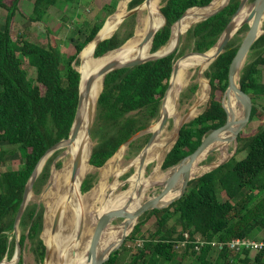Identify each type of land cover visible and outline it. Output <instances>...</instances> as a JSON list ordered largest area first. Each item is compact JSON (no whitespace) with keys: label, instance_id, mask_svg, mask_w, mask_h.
I'll return each mask as SVG.
<instances>
[{"label":"trees","instance_id":"trees-1","mask_svg":"<svg viewBox=\"0 0 264 264\" xmlns=\"http://www.w3.org/2000/svg\"><path fill=\"white\" fill-rule=\"evenodd\" d=\"M65 1L76 0H35L30 19L42 22L50 8L63 6ZM213 1L166 0L158 14L157 30L164 24L161 10L167 23L155 35L150 55L169 42L175 26L186 11L189 10V14L206 9ZM227 1L224 0V5ZM144 2L145 0H132L129 10L140 6L139 12ZM240 2L241 0H230L222 11L200 21L187 31V40L194 42V52L206 53L218 43ZM23 3L24 0H0V10L7 12L6 25L4 29L0 28V145L7 144L16 148L23 159L19 169L0 174V263L6 258L11 260L16 253L15 221L25 188L35 168L50 148L70 136L80 95L81 73L75 67L79 63L78 56L95 40L98 33L112 28L117 9L114 0H100L101 10L107 17L110 16L108 20L94 24L85 32L79 30L77 38L71 40L74 53L63 54L53 42L43 46L26 39H13L11 28ZM190 17L182 20L181 28ZM136 20L137 14L129 16L113 37L97 46L95 57L100 58L117 50L131 40ZM246 27L248 31L249 26ZM242 29L227 44L225 52L209 67L206 76L210 80L211 96L206 108L198 117L182 126L177 142L164 160L163 170L180 164L200 147L205 138L227 122L226 90L233 60L242 44H238L241 41L238 35L242 33ZM181 35L180 31L172 48L165 54L177 48ZM183 54L184 51L177 48L169 56L107 74L91 130V137L96 141L89 161L92 167H103L122 146L147 130L152 121L159 117L174 64ZM248 58L252 61L246 63L241 71L239 84L241 90L253 101L249 122L259 117L262 125L253 134L240 133L237 151L227 163L190 181L178 200L145 213L136 226V222L132 225L125 235L134 226L135 232L127 240L140 239L148 220L154 218L156 221L155 232L150 233L143 241V246L138 248L130 264H166L176 258L179 264H187L184 261L195 264H249L252 261L264 264V252L252 259L249 251L224 250L219 252L214 262L208 259L213 251L211 245H206L200 251L196 250L197 237L228 244L236 239L257 238L258 233L264 231V114L255 103L264 67V34L254 43ZM25 62L36 69L34 80L29 78ZM197 89V84L190 85L187 92L181 95L184 97L181 102L191 98ZM224 137L221 135L219 141ZM146 140L148 143L149 137ZM138 142L140 140L132 142L130 146H135ZM9 153L13 151L0 149L2 157ZM55 158L51 157L44 166L33 187L35 194H40L49 182ZM96 179V175L85 178L81 195L93 188ZM19 228L21 258L17 264H25L24 250L28 245L35 262L44 264L47 252V246L41 237L44 230V207L30 202ZM182 243H185L184 253L179 256L177 247ZM120 251L114 252L104 264H116Z\"/></svg>","mask_w":264,"mask_h":264},{"label":"bare ground","instance_id":"bare-ground-1","mask_svg":"<svg viewBox=\"0 0 264 264\" xmlns=\"http://www.w3.org/2000/svg\"><path fill=\"white\" fill-rule=\"evenodd\" d=\"M161 2L162 0H150L144 2L142 10L138 16L135 36L132 40L129 42L127 41V43L119 49L109 52L104 57L96 58L94 55L96 44L111 37L117 32L124 17V13H121L118 17L120 8H128V0H125L124 3L117 8L112 28L100 32L96 39L86 46V48H88V63L87 58L83 57L82 64L78 67V70L82 75V88H84L88 78L105 64L111 62L120 63L135 58L147 59L154 54L158 56L165 54L172 48L178 38L179 32L182 29L180 24L183 19L194 14H200V19L196 21L199 22L215 13L224 5V0H214L206 9L195 10L185 15L175 26L169 42L157 52L153 53L152 51V54L150 55L153 41H146V38L150 33L157 31L158 14L161 9ZM261 2L262 0H256L253 3L246 2L233 19L235 28L240 29L244 23L251 25L255 21L259 27L260 34L264 29V10L257 16L254 15V12ZM216 50L215 47L202 57H198L181 66L178 64V72L172 80L171 88L162 107V113L168 115L169 118L174 121L173 130L169 131L168 124L163 130H161L160 126L162 119L160 117L159 120L149 128L151 133L157 132V136L150 145L143 149L139 155L125 163L123 162L124 159L122 156L125 148L123 147L109 160L106 166L101 169V181L91 189L89 193L81 195L83 180L86 177V174L91 171L90 168H94L89 162L91 151L93 149L89 127L93 121L96 105L101 94L103 76L95 81L89 96L84 100L80 107L81 129L74 140L63 143L57 149L58 151H61L58 160L62 162V166L59 171L53 172L48 188L46 187V192L43 196L40 195L42 197V202L48 208L50 213L49 221L51 222L49 225V232H51L55 216L61 214V221L58 228L55 231H52L49 238L47 235L45 236L46 240L44 238L49 256V259L45 264H93L94 259L90 252L91 242L97 222L103 214L111 210H126L129 208L130 211L128 212H134L144 203V201L146 202L156 197L148 196V192L154 189L156 185H163L162 192L164 195L161 203H164L181 191V186L184 180L182 172L186 167V163L179 168L177 167L167 172L162 170L163 163L175 143L178 128L183 119L184 111L186 110V108H180V96L183 90L191 83L194 76H198L197 81L200 86L196 93L194 104L189 109V117L191 118L197 115V108L207 104L210 99L211 84L210 80L208 81L205 78V71L211 66ZM239 80L240 77L235 79L237 87L239 86ZM225 106L229 112V117L232 118L234 122L230 127V130L233 131L242 120L244 112L243 105L238 101L237 93L234 90H231L227 95ZM187 119L189 118H186L185 120ZM231 138L232 132H229V134H225L223 140L214 145L216 148L215 151L221 153L219 159L215 163L208 165L200 171L192 170L191 176H200L214 165L223 161L228 155L232 142H234ZM203 154L204 156H200L197 161L200 158L208 157L207 151ZM51 155H53V153ZM78 155L81 156L82 161L76 174H74V162ZM50 156L43 159L40 164V169L44 167L45 161ZM151 165H153V172L151 173L150 178H147L145 174L148 167ZM132 170H134V173L128 179L129 188L126 190H120L118 177L126 172H131ZM111 178H114V182L109 184ZM173 180H175V183L168 186L169 182ZM109 188H111L112 191L110 194ZM32 199H34L33 195ZM45 217L46 226L47 216ZM135 222L136 220L124 218L122 222L114 227H111L110 224L101 237L97 247L96 256L101 261L105 260L109 256L113 247L118 244Z\"/></svg>","mask_w":264,"mask_h":264},{"label":"rangeland","instance_id":"rangeland-1","mask_svg":"<svg viewBox=\"0 0 264 264\" xmlns=\"http://www.w3.org/2000/svg\"><path fill=\"white\" fill-rule=\"evenodd\" d=\"M101 1H105V0H101ZM124 1L125 0H114V3L115 4L117 3V8H118L124 3ZM165 1L166 0H162L161 8L164 6ZM254 1L255 0H248L247 2L253 3ZM99 2H100V0H76L74 2L65 1V4L63 6H55V7L50 8L49 12L47 13V15L45 16L43 21L39 22V21H32L30 19V16L33 14L35 0H24V3L22 5V10L20 9L18 14L16 15L14 22H13V25H12V28H11L12 37L14 40L26 39L28 41L35 43V44H40L43 46H48L49 43L53 42V44L55 46H57L63 54H73L75 49H74V46H73L71 40H72V38H77V35L79 34V30H82L83 32H85V30L91 28L94 24H99L104 19H106V21H107L108 18L110 17V16L107 17V14L103 13V11L101 10V3H99ZM141 10H142V7L139 10V12L137 13V20H136V26L134 29V36H135L136 29H137L138 16H139V13ZM128 12H129V3H128V9L124 8V7L120 8V12L118 14V17L121 13H124V17H125L128 14ZM124 17H123V19H124ZM123 19H122V21H123ZM199 19H200V14L192 15L186 21L185 25L181 29L182 39H181V42L178 46V49L180 51H184V54L182 56H180L179 58H181L183 56L184 57L182 59H180V61L178 62L179 66H181L185 63H188V62H190V61H192L198 57H202L205 54L209 53V51H208L204 54H200V55L196 54V52H194V42L187 40L186 30L191 28L192 26L196 25L197 23H199L200 21L196 22ZM6 20H7V12L5 10H0V28L1 29H4V27L6 25ZM248 25H249L248 23H244L242 25V27L240 28V29H242L244 27L242 29V33L238 35V38L241 39V41H239L238 44L243 42V39L245 38V36L248 32L247 27H246ZM263 31H264V29H263ZM132 38H131V40H132ZM81 39L83 40V36L81 37ZM129 41L130 40H128V42ZM87 53H88V48H86L84 50V52L81 54V56L78 57L79 63H78V65H76L77 68L82 64V58L83 57L87 58ZM251 61H252L251 59L247 58L246 63H249ZM87 63H88V58H87ZM25 69L27 70V72L29 74V78L34 80L36 78V69L34 67L30 66V64H28L27 62H25ZM208 71H209V68L205 71V78H206V80L209 81V79L206 76ZM197 78H198L197 75L194 76L191 83L183 90L181 95L186 93L188 88L192 84H197L198 89H199L200 84L198 83ZM198 89H197V91H198ZM102 90H103V85H102ZM102 90H101V92H102ZM197 91L195 92V94H193L191 96V98H186V100H184L183 102H181V100H183L182 98H184V97L180 96V108H186V110L184 111L183 119H182L180 125L184 121L190 122L194 118L198 117L205 110L207 104L197 108V115H195L191 118L189 117V112H190L189 109L194 104ZM226 98H227V94H226ZM255 103L257 104L260 112L264 114V67H262L260 92L255 96ZM225 104H226V99H225ZM163 105L161 106V111H162ZM96 107H97V105H96ZM161 111H160V113H161ZM95 112H96V110H95ZM159 118H160V115L157 119L152 121L151 126L153 124H155V122L157 120H159ZM186 118H189V119L185 120ZM173 124H174L173 119H169V122H168L169 131L173 130V128H174ZM261 125H262L261 119L259 117H255L254 119H252L248 123V125L242 131V134L243 135L253 134L259 129V127ZM149 128L147 130L139 133L137 135V137L132 141V142H134V141L136 142V141L140 140V142H138L137 145L130 146V144L132 143L131 142L129 145L125 144L124 146H122L119 149V151H120L123 147H125L123 150V154H122L123 159H124L123 160L124 163L129 161L130 159L136 157L137 155H139L143 151V149L147 145L146 138L149 137V139H150L151 132L149 131ZM224 136H225V134H223V137ZM65 143H67V142H65ZM92 143H93V147H94L96 144V141L92 139ZM236 145L237 144L235 142H232L226 158H228V156H230L233 153V151L236 148ZM0 149L3 151H8V152L13 151V153H9V154L5 155L4 157H2V155L0 154V174L5 172V171H9V170H17L22 166L23 159L21 158L19 152H17L16 148L10 147L7 144H1ZM60 153H61V151L57 150L56 153L54 152L53 155H51L45 161L44 166L46 165L47 161L51 157H53V156L56 157L55 158L56 159L55 167H53V164L51 166L50 179L53 176V172L59 171L61 166H62V162H60L58 160L60 157ZM220 155H221V153L219 151H214V152L210 153L208 155V157L200 158L193 165L192 170L200 171V170L206 168L208 165H212L213 163H215L219 159ZM203 156H204V154L201 155V157H203ZM185 163H187V162L186 161L183 163L181 162L179 165H177V166H175L169 170H172V169L177 168V167L179 168L181 165H183ZM105 166H103L102 168H90L91 171H89L88 174H86V177L88 175H96L97 176V179H96V182H95L93 188L101 181V175H100L101 169H103ZM152 167H153V165L148 167V170L145 174V176L147 178H150V175L153 172ZM169 170H163V171L167 172ZM210 171H211V168L203 174H206ZM133 173H134V170H132L131 172H126L123 175L118 177V183L120 185V190H126L129 187V182L127 181L128 182L127 184H125V182L127 179H129L132 176ZM203 174H201V175H203ZM195 177H199V176H195ZM50 179H49V181H50ZM113 182H114V178H111L109 180V184H112ZM48 183L43 188V190L40 194H35L33 192L34 199H32V201H31L32 203L37 204L38 206L40 203V205L44 207V221L46 218L45 216H47V223H46V226L44 223V230L42 232V239L43 240H44L43 235L44 236L47 235L49 238L50 234L53 231L51 229V232H49V225L51 222V221H49L50 213L48 211V208L45 206V204L41 200V198H42L41 196H43V194L46 192V189L48 188ZM155 188L148 192L149 197H155V196H158L159 194H161V192L163 190V185H160V186L156 185ZM109 189H110L109 190V194H110L112 191H111V188H109ZM87 193H89V192H87ZM87 193H85V195ZM46 208H47V212H46ZM125 211H127V212L130 211V208L126 209ZM122 220L123 219L114 220V222L111 224V227H114L115 225L119 224L120 222H122ZM144 230H145L144 233L141 234L142 236L138 240H127V238H126V240H125L126 243L124 241L122 246H120L119 250H121V251L119 253V258H118L116 264H130L131 263L133 256L137 254L138 248H141L143 246V241L149 237L150 233L155 232L156 221L154 218H151L150 220H148V222L146 223V226L144 227ZM134 232H135V228L129 233L128 236H130ZM19 233H21V231H19ZM257 237H264V231H260L258 233ZM45 239H46V237H45ZM120 241L118 242V244L116 246L119 245ZM44 242H45V240H44ZM177 251H178L179 256H181L184 253L183 247H181V246L177 247ZM218 254H219V252L216 251L215 249H213V251L211 252L208 259L215 262L218 258ZM255 256H256L255 253H252L250 255V257L252 259H254ZM24 259H25V264H37L33 258V255L30 252L29 245L24 250ZM11 260H8L6 258L5 259L6 262L3 264H9L7 262H10ZM187 260H189V259H187ZM184 262H186L188 264L190 261H184ZM159 264H165V263L160 262ZM166 264H179L178 258H176L173 262L166 263ZM190 264H195V263L190 262ZM249 264H255V263L252 261Z\"/></svg>","mask_w":264,"mask_h":264},{"label":"water","instance_id":"water-1","mask_svg":"<svg viewBox=\"0 0 264 264\" xmlns=\"http://www.w3.org/2000/svg\"><path fill=\"white\" fill-rule=\"evenodd\" d=\"M132 0H128V2L130 3ZM150 0H145V2H148ZM248 0H241L240 2V5H239V8L238 10L236 11V13L234 14L232 20L230 21V23L228 24V26L226 27L224 33L222 34L221 38L219 39L218 43L213 47L215 48L216 47V54L214 56V59H213V62L217 60V58L223 54L225 52V48L227 46V44L232 40V38L236 35V33L240 30V29H237L235 28L234 24H233V19L234 17L238 14V12L241 10V8L244 6V4L247 2ZM256 1V0H255ZM230 0L227 1V3L221 8L219 9L218 11H216L215 13H213L212 15L202 19L201 21H204L206 19H208L209 17L219 13L220 11H222L228 4H229ZM140 7V6H139ZM139 7H136L132 10H129L128 14L124 17L122 23L129 17V16H132L134 14H137L138 13V8ZM207 7V6H206ZM199 8V7H198ZM203 8V7H202ZM264 10V0H262L261 4L259 5V7L256 9V11L254 12V15L257 16L259 14H261ZM189 11V10H188ZM184 13V15L180 18V20L187 14V12ZM161 13H162V16L164 17V24L155 32H152L150 33L147 38H146V41L148 40H152L154 39L155 35L157 34L158 31H160L162 28L165 27L166 23H167V20H166V17L164 15V13L162 12L161 10ZM179 20V21H180ZM178 21V22H179ZM106 22V21H105ZM177 22V23H178ZM121 23V25H122ZM175 26V25H174ZM173 26V27H174ZM249 26V30L245 36V38L243 39V42L236 54V57L235 59L233 60V63H232V66H231V69H230V73H229V85H228V88L226 90V94L228 95L231 90H234L236 93H237V98H238V101L243 105V108H244V112H243V117H242V120L238 123L237 127L232 131L230 130L232 124L234 123L233 122V119L229 117V112L227 110V108L225 107L226 109V112H227V122L225 123V125L220 128V129H217L215 131H213L207 138H205L203 141H202V144L200 145V147L193 153L191 154L190 156H188L187 158H185L182 162H187L186 163V167L185 169L183 170L182 172V176L184 177V180H183V183H182V186H181V192L179 193L178 196H175L173 197L169 202H167L166 204L164 205H161V201H162V198H163V195L164 193L161 192V194H159L158 196H156L155 198L151 199V200H148L146 202H144L138 209H136L134 212H127L123 209H116V210H111L105 214H103L98 222H97V225L95 227V230H94V233H93V237H92V242H91V256L93 257L94 259V264H104L105 262H107L109 259H110V256L116 252L117 250L120 249V246H122L123 242L126 240V238L128 237L129 234L125 235L123 237V239L121 240L120 244L116 247H114L109 256L101 261L97 256V247L99 245V242L101 240V237L103 236L105 230L107 229V227L112 224L114 222V220H117V219H124V218H130L132 220H136V224L135 226L138 224V221L140 219L141 216H143L145 213L149 212V211H152V210H155L157 208H163V207H166L168 206L170 203L178 200L180 198V196L185 192V190L187 189L188 187V184L190 183V181L196 179V178H199V177H202L203 175H200L199 177H195V176H191V173H192V168H193V165L195 164V162L197 161V159L207 151V154L209 155L210 153L214 152L215 151V146H213L217 141H219V139L221 138V135L223 134H229V132H232V138L231 140L234 141L237 145H236V148L235 150L233 151V153L228 156V158H226L224 161L214 165L212 168H211V171L224 165L225 163H227L236 153L237 151V148H238V137L240 135V133L245 129V127L248 125L249 123V120H250V117H251V114H252V110H253V101L251 99V97L249 95H247L246 93H244L242 90H241V86L239 84V86L237 87L236 84H235V79L237 77H240V73L241 71L243 70L245 64H246V60L248 58V55L250 53V50L252 48V46L254 45V43L264 34V31H262L260 34H259V27L258 25L255 23V21L251 24V25H248ZM120 28V27H119ZM173 29V28H172ZM190 29V28H189ZM187 29L186 32L189 30ZM101 31V30H100ZM99 31V32H100ZM116 33V32H115ZM99 34V33H98ZM97 34V36H98ZM114 35V34H113ZM113 35L111 37H113ZM96 36V37H97ZM109 37V38H111ZM107 38V39H109ZM96 39V38H95ZM181 39H182V35L179 36V44L181 42ZM106 40V39H105ZM104 41V40H103ZM102 42V41H101ZM101 42H98L95 46V50L97 48V46L101 43ZM179 46V45H178ZM177 46V48H178ZM86 48V47H85ZM84 48V49H85ZM176 48V49H177ZM212 48V49H213ZM83 49V51H84ZM175 50H173L172 52L168 53V54H165V55H161V56H158V55H153L152 57L150 58H147V59H139V58H135V59H132V60H128V61H124V62H111V63H108V64H105L103 65L102 67H100L98 70H96V72L90 77L88 78V80L86 81L85 83V86L84 88H82V75H81V83H80V95H79V103H78V108H77V113H76V116H75V120H74V123H73V126H72V129H71V133H70V136L68 139H65V140H62L60 141L59 143L55 144L52 148H50L47 153L42 157V159L40 160L39 164L37 165V167L35 168L26 188H25V193H24V198H23V201H22V204L20 206V209L18 211V214H17V217H16V221H15V228H14V233L16 235V238H17V248H16V253L14 255V257L12 258V260L10 262H7V263H11V264H17L21 258V249H20V244H19V241H20V222H21V219H22V216L27 208V206L29 205V203L32 201V195H33V187H34V184L36 183L37 179L39 178L40 174L42 173L43 171V168L40 169V164L41 162L43 161L44 158L50 156L52 153H54L60 145H62L63 143L65 142H70L71 140H74L80 129H81V119H80V107H81V104L84 102V100L89 96L92 88H93V85L95 83V81L103 76V88H104V80H105V77L107 76V74H109L110 72L112 71H115V70H120V69H125V68H134L136 66H139V65H142V64H145L147 62H150V61H154V60H157L159 58H163V57H166V56H169L171 55L172 53H174ZM82 51V52H83ZM115 51V50H114ZM82 52L79 54L78 57H80V55L82 54ZM112 52V51H111ZM109 53V52H108ZM107 53V54H108ZM196 54H204V53H196ZM106 55V54H105ZM104 55V56H105ZM102 56V57H104ZM100 57V58H102ZM184 57V56H183ZM183 57L179 58L175 64H174V67H173V73H172V77H171V80H170V84H169V87H168V90H167V93L166 95L164 96L163 100H162V105L164 103V100L171 88V85H172V80L174 78V76H176L177 72H178V62L180 61V59H182ZM212 62V63H213ZM75 64V63H74ZM76 67V66H75ZM76 69L78 70V68L76 67ZM79 71V70H78ZM80 72V71H79ZM211 86V85H210ZM103 91V90H102ZM102 93V92H101ZM101 95V94H100ZM161 105V106H162ZM96 113V112H95ZM160 117L162 119L161 121V126H160V129L163 130L165 128V126L168 124L169 122V116L166 115V114H163L162 111L160 113ZM94 120H95V115H94V118H93V121L91 123V126L89 127V134L91 136V130H92V126H93V123H94ZM187 123V122H182V124L179 126V129H178V133H177V138L175 140V143L177 142L178 138H179V135H180V130L182 128V126ZM157 136V132H154V133H151V138L149 140V142L147 143V145L145 146V148L150 145L153 140L155 139V137ZM137 137L134 136L131 140H129L128 143H126V145H129L135 138ZM174 143V145H175ZM173 145V147H174ZM172 147V148H173ZM144 148V149H145ZM171 148V150H172ZM170 150V151H171ZM93 151V149H92ZM92 151H91V154H92ZM169 151V152H170ZM90 158H91V155H90ZM110 160V159H109ZM108 160V161H109ZM81 156L78 155L77 158L75 159V162H74V174H76L77 170L79 169L80 165H81ZM90 161V160H89ZM108 161L105 163V165L108 163ZM55 164H56V159L54 160L53 162V167H55ZM104 165V166H105ZM179 165V164H178ZM92 166V165H91ZM94 167V166H93ZM96 168V167H94ZM102 168V167H101ZM86 178V177H85ZM84 178V180H85ZM83 180V181H84ZM128 179L126 180L125 184H127L128 182ZM175 183V180L169 182L168 186H171ZM49 184V183H48ZM129 188V187H128ZM127 188V189H128ZM84 194V193H83ZM40 203H39V207H40ZM60 221H61V214H57L53 220V225H52V230L55 231L59 224H60ZM45 223V221H44ZM134 226V228H135ZM133 228V229H134ZM42 237V236H41ZM46 244V243H45ZM49 259V256H48V249H47V252H46V258H45V261H44V264L47 263ZM5 259L0 263H5Z\"/></svg>","mask_w":264,"mask_h":264},{"label":"built area","instance_id":"built-area-1","mask_svg":"<svg viewBox=\"0 0 264 264\" xmlns=\"http://www.w3.org/2000/svg\"><path fill=\"white\" fill-rule=\"evenodd\" d=\"M197 246L196 250L200 251L203 247L206 245H211L213 249L216 251H224L228 250L234 251V252H241V251H249L251 254L255 253L256 255L258 253L264 252V237H257L254 239H236L231 241L228 244H224L222 242H219L218 240L213 241H207L203 240L201 237H197ZM185 243L181 244V247H184Z\"/></svg>","mask_w":264,"mask_h":264},{"label":"clouds","instance_id":"clouds-1","mask_svg":"<svg viewBox=\"0 0 264 264\" xmlns=\"http://www.w3.org/2000/svg\"><path fill=\"white\" fill-rule=\"evenodd\" d=\"M251 255V254H250Z\"/></svg>","mask_w":264,"mask_h":264}]
</instances>
